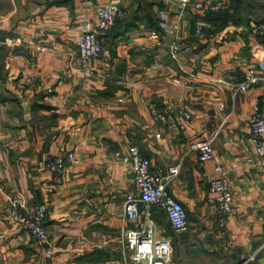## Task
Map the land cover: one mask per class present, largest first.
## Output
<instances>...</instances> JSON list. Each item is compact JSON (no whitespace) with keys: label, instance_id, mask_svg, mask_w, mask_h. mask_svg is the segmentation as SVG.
I'll list each match as a JSON object with an SVG mask.
<instances>
[{"label":"crops","instance_id":"1","mask_svg":"<svg viewBox=\"0 0 264 264\" xmlns=\"http://www.w3.org/2000/svg\"><path fill=\"white\" fill-rule=\"evenodd\" d=\"M110 2L127 16L86 66L78 39ZM219 2L228 23L209 18ZM263 64L264 0H0V264H134L126 237L139 223L125 202L137 188L117 157L131 145L165 172L181 165L170 193L187 208L189 229L176 233L162 209L150 208L173 261L264 264V171L251 132L255 114L264 116ZM252 69L263 80L239 90ZM151 106L168 120H155ZM203 139L228 172L230 215L212 201L215 164L189 152ZM70 153L77 163L49 169ZM42 204L52 212L50 259L14 219Z\"/></svg>","mask_w":264,"mask_h":264},{"label":"built area","instance_id":"2","mask_svg":"<svg viewBox=\"0 0 264 264\" xmlns=\"http://www.w3.org/2000/svg\"><path fill=\"white\" fill-rule=\"evenodd\" d=\"M190 0H183V5L188 6ZM195 8H205L204 3H195ZM228 6L219 2L210 6L212 11H223ZM127 16L126 10L118 2H110L104 5L98 12L97 25H85L78 39V47L81 58L86 66L99 57L102 52L101 36L110 31L118 20ZM198 34L202 35V27H198ZM264 70V64L262 65ZM263 78L255 70H251L245 81L237 87L239 90L248 91L258 84ZM150 112L154 119L165 123L168 120L165 111L157 106H151ZM183 117L190 119L188 112L181 113ZM252 139L256 149L254 162L264 171V116L255 114L251 124ZM158 133L157 137L161 138ZM189 152L196 153L200 163L213 162L215 164V177L211 180L210 190L215 194L212 200L217 204L218 213L221 216L230 215L234 210V195L226 168L216 155L213 140L203 139L193 142L189 146ZM118 159L130 165L136 183V192L129 193L126 197L125 212L132 222L139 223L138 229L128 233L126 239L128 247L133 252L134 264H178L173 261V243L170 237L156 235L155 223L152 219L150 208L152 206L162 209L170 221L172 229L176 233H183L189 229V214L187 208L170 193L173 179L179 176L181 165L171 166L167 172L159 167H154L151 160L145 157L140 148L131 145L126 151L117 153ZM252 162V160H251ZM77 163L74 153L67 157H57L49 161L48 167L52 171H63L69 165ZM144 204L148 208L143 213L140 206ZM51 210L46 204L39 205L32 216L20 211L14 212V219L33 236L34 241L45 251L48 259L54 255V247L50 241L45 223L51 215ZM145 215V219L141 218ZM251 259H254L252 257Z\"/></svg>","mask_w":264,"mask_h":264},{"label":"trees","instance_id":"3","mask_svg":"<svg viewBox=\"0 0 264 264\" xmlns=\"http://www.w3.org/2000/svg\"><path fill=\"white\" fill-rule=\"evenodd\" d=\"M229 10H230V9H229ZM229 10H228V8H227L226 10L220 11V13H218V14H216V13H214V14H209V18H210L211 20H213V17H214L215 19H220L219 17H221V18H223L224 23H228V21H229V19H230V18L227 16ZM235 10H236V13H237V12H238V7H237V9H235ZM231 19H232V18H231Z\"/></svg>","mask_w":264,"mask_h":264}]
</instances>
